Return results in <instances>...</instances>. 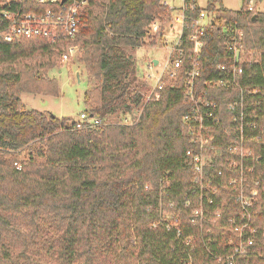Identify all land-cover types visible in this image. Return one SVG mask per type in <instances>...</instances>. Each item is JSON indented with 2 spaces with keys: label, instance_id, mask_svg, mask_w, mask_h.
<instances>
[{
  "label": "trees",
  "instance_id": "16d2710c",
  "mask_svg": "<svg viewBox=\"0 0 264 264\" xmlns=\"http://www.w3.org/2000/svg\"><path fill=\"white\" fill-rule=\"evenodd\" d=\"M257 8L248 11L243 0L241 9L232 11L220 0H209L206 9L194 12L217 15L204 37L196 84L202 96L217 103L220 134L230 123L228 106L240 91L204 86L216 77L215 65L228 61L225 33L217 21L238 22L247 46L264 51V0H258ZM157 19L171 20L162 0H92L82 9L79 61L90 76L102 78L100 86L85 93L89 116L102 120L142 104L132 52L152 38L148 26ZM3 26L0 22V32ZM60 52L47 39L8 42L0 37V264H227L219 258L233 252L230 242L236 234L229 219H242L228 183L234 170L227 171L223 161L211 171L216 191L203 189L204 225L195 223L192 210L201 189L187 155L195 146L183 124L192 105L183 78L152 96L134 125L78 129L71 119L27 110L20 97L22 92L59 93L49 70ZM240 83L248 91L264 92V57L259 65L246 66ZM259 97L247 93V102ZM248 114L264 126V104L259 115ZM35 144L36 152L17 168L18 152ZM219 168L224 169L221 176L216 175ZM260 169L252 175L258 177ZM215 212H220L216 220ZM253 214L260 234L253 250L235 264H264V193ZM168 223L173 227L168 229Z\"/></svg>",
  "mask_w": 264,
  "mask_h": 264
},
{
  "label": "built area",
  "instance_id": "2783aa9c",
  "mask_svg": "<svg viewBox=\"0 0 264 264\" xmlns=\"http://www.w3.org/2000/svg\"><path fill=\"white\" fill-rule=\"evenodd\" d=\"M92 0H0V22L3 23L0 37L8 42L23 39H47L57 50H60L62 62H68L79 55L81 50L77 44L80 33L79 16ZM179 17L163 24L156 20L151 24L152 33L157 36L155 48L165 51L162 59L151 58L145 66V81L149 86V99L158 95L166 87L174 85L183 78L184 95L190 102L191 109L183 117L186 134L195 149L189 150L188 160L193 166L194 182L201 189L199 204L192 210L193 221L203 226L205 219L203 189L216 191L215 178L211 171L218 163L225 162L227 171L233 172L228 178L229 185L234 189L235 200L241 208V221L230 218L229 223L236 234L230 243L233 252L220 260L227 264H235L238 256L250 253L256 245L259 229L254 223L253 208L264 193V169L257 165L263 159L259 148L264 149V126L249 119V111L260 114L262 96L261 89L248 91L240 83V78L247 65H259L264 51L256 47H248L244 29L238 22L217 21L225 33L224 47L229 53L228 61L215 65L216 77L204 82L209 90L239 89L238 99L229 104L230 123L225 127L224 134L218 132L221 125L220 117L215 113L217 103L197 91L196 80L202 72L201 59L205 46L204 37L210 25L216 23L215 12L201 10L197 0H181ZM171 13L175 7L162 2ZM258 0H246V8L250 12L257 11ZM32 8V9H31ZM36 8V9H33ZM43 8V9H42ZM151 33V31L149 30ZM148 32V33H149ZM158 60V64L154 60ZM247 93L259 95L257 100L247 102ZM249 119V120H248ZM102 120L91 117L87 113L80 115L76 128L86 125L99 126ZM224 140V142H223ZM15 166L20 168L16 162ZM260 169L258 177L252 174ZM224 174V169H217L216 175ZM191 200L187 201L189 205ZM212 203V200H209ZM220 212H215V220ZM173 227L167 224V228ZM177 236L181 232L177 230ZM264 239V230L261 232ZM185 245L193 249L191 239ZM191 260V257H190Z\"/></svg>",
  "mask_w": 264,
  "mask_h": 264
},
{
  "label": "rangeland",
  "instance_id": "374dc122",
  "mask_svg": "<svg viewBox=\"0 0 264 264\" xmlns=\"http://www.w3.org/2000/svg\"><path fill=\"white\" fill-rule=\"evenodd\" d=\"M169 5L175 7L172 15L178 19L179 8H181V0H162ZM198 5L202 9H206L209 0H197ZM220 3L227 9L232 11H238L243 6V0H220ZM217 6V5H216ZM261 10L263 6L259 7ZM159 20V19H157ZM156 21V20H155ZM163 24H167L169 21H161ZM150 37L155 38V42L152 43V38H146L145 43L135 49L132 54L136 60V75L137 79L135 85H138L137 91L142 95V104L139 106H132V110L129 113H123L118 111L114 115L102 118L100 127H106L107 125H134L138 122L142 113L144 104L149 101V86L145 81L144 69L146 64L151 58L162 59L165 51L160 47H153L156 44L157 36L152 33L151 25L148 26ZM77 44H80L77 39ZM81 50L79 55L68 62H62L58 57V63L55 68L49 70V76L56 79L59 85V93L57 95H38L30 92H22L20 94L22 103L27 110H38L41 112H47L58 118H68L73 121H79L80 115L86 113V106L84 102L85 93L89 89H94L102 84L101 77L90 76L84 69L82 63L79 61ZM39 147L38 144L25 147L18 152L17 162L21 165V160L27 159L29 153H35ZM15 165V163H14Z\"/></svg>",
  "mask_w": 264,
  "mask_h": 264
},
{
  "label": "water",
  "instance_id": "95a60500",
  "mask_svg": "<svg viewBox=\"0 0 264 264\" xmlns=\"http://www.w3.org/2000/svg\"><path fill=\"white\" fill-rule=\"evenodd\" d=\"M64 1H66V0H63V2H64ZM253 19H255V17H253ZM154 63H155V64H158V60L155 59V60H154Z\"/></svg>",
  "mask_w": 264,
  "mask_h": 264
}]
</instances>
